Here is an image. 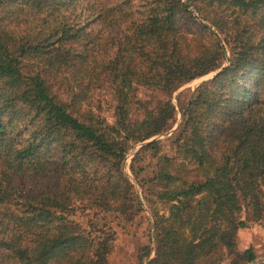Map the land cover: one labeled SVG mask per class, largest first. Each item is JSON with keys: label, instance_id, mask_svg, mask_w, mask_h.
Instances as JSON below:
<instances>
[{"label": "trees", "instance_id": "1", "mask_svg": "<svg viewBox=\"0 0 264 264\" xmlns=\"http://www.w3.org/2000/svg\"><path fill=\"white\" fill-rule=\"evenodd\" d=\"M187 1L204 21L193 49L182 0H0V264H108L143 210L123 171L135 145L150 206L136 264H264L236 241L264 227V0ZM210 72L171 129V94ZM106 81L111 122L80 111Z\"/></svg>", "mask_w": 264, "mask_h": 264}, {"label": "rangeland", "instance_id": "2", "mask_svg": "<svg viewBox=\"0 0 264 264\" xmlns=\"http://www.w3.org/2000/svg\"><path fill=\"white\" fill-rule=\"evenodd\" d=\"M186 3V7L188 11H190V16H184L178 21V28L181 31V35L184 36L191 45V49L195 47V41L199 38V35L205 30L201 28V24L204 21L201 19V14L199 15L192 4L187 0H182ZM196 13V16L194 14ZM99 27V26H98ZM121 28L119 25L115 24L105 25L102 24L100 29L102 30V35L106 33H113ZM109 47V46H108ZM112 48L110 46V50L108 53L112 52ZM213 72H210L204 76L199 78H195V80H191L178 89H176L171 94V102L175 106V123L172 128L175 127L176 122L179 118L178 113V101L183 100L188 93L192 91L194 86H196L201 80L207 79L212 75ZM100 82V81H99ZM100 87L92 88L89 93L86 101L81 102L80 111H90L94 115H98L103 117L107 122L112 121V105L113 102L111 100V88L108 86V82L100 83ZM137 94L143 97H163L162 94L158 92L149 91L143 88H138ZM139 111L136 112V115L139 114ZM259 114L264 117V105H261ZM171 128V129H172ZM165 136V135H164ZM159 136V138L164 137ZM138 145H135L132 149H130L124 158L123 171L126 173L128 179L131 181L133 188L138 196V199L142 205V209L139 215H136L130 222H127L123 229L115 228L116 235L113 241L112 249L108 255V264H136L135 255L136 248L140 244H144L148 242V223L150 219V209L148 204L143 200L142 193L139 185L136 180L131 176L128 170V163L132 152L137 148ZM193 169L192 166L187 165V170ZM184 178L187 180H200L202 179V174L199 170L193 169L190 172L185 173ZM157 207V204H156ZM236 241L238 249L242 250L248 246H250L253 251H255L257 258L255 262H263L264 261V227L263 222H248L247 226L239 229L236 234ZM152 256V255H150Z\"/></svg>", "mask_w": 264, "mask_h": 264}, {"label": "water", "instance_id": "3", "mask_svg": "<svg viewBox=\"0 0 264 264\" xmlns=\"http://www.w3.org/2000/svg\"><path fill=\"white\" fill-rule=\"evenodd\" d=\"M214 72H215V71H214ZM214 72H213V73H214ZM213 73H212V74H213ZM210 76H211V75H210ZM173 128H174V127H173ZM173 128H172V129H173Z\"/></svg>", "mask_w": 264, "mask_h": 264}, {"label": "built area", "instance_id": "4", "mask_svg": "<svg viewBox=\"0 0 264 264\" xmlns=\"http://www.w3.org/2000/svg\"><path fill=\"white\" fill-rule=\"evenodd\" d=\"M195 16H196V13L194 12Z\"/></svg>", "mask_w": 264, "mask_h": 264}, {"label": "bare ground", "instance_id": "5", "mask_svg": "<svg viewBox=\"0 0 264 264\" xmlns=\"http://www.w3.org/2000/svg\"><path fill=\"white\" fill-rule=\"evenodd\" d=\"M195 80V79H194Z\"/></svg>", "mask_w": 264, "mask_h": 264}]
</instances>
